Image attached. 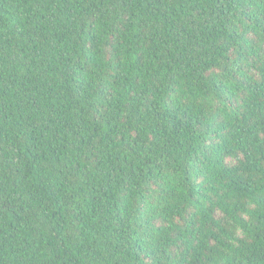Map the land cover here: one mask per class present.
<instances>
[{
  "label": "trees",
  "instance_id": "16d2710c",
  "mask_svg": "<svg viewBox=\"0 0 264 264\" xmlns=\"http://www.w3.org/2000/svg\"><path fill=\"white\" fill-rule=\"evenodd\" d=\"M0 264H264V0H0Z\"/></svg>",
  "mask_w": 264,
  "mask_h": 264
}]
</instances>
